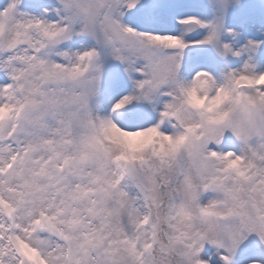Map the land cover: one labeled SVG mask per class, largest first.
<instances>
[{
  "label": "snow or ice",
  "instance_id": "6c2138e0",
  "mask_svg": "<svg viewBox=\"0 0 264 264\" xmlns=\"http://www.w3.org/2000/svg\"><path fill=\"white\" fill-rule=\"evenodd\" d=\"M0 264H264V0H0Z\"/></svg>",
  "mask_w": 264,
  "mask_h": 264
}]
</instances>
